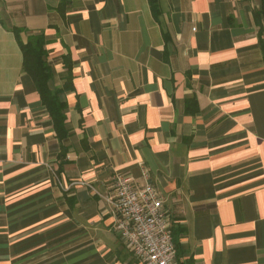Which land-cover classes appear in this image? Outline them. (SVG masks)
<instances>
[{"label":"crops","instance_id":"0c3cea01","mask_svg":"<svg viewBox=\"0 0 264 264\" xmlns=\"http://www.w3.org/2000/svg\"><path fill=\"white\" fill-rule=\"evenodd\" d=\"M143 169L178 264H264V0H0V264H141L105 196Z\"/></svg>","mask_w":264,"mask_h":264},{"label":"built area","instance_id":"2783aa9c","mask_svg":"<svg viewBox=\"0 0 264 264\" xmlns=\"http://www.w3.org/2000/svg\"><path fill=\"white\" fill-rule=\"evenodd\" d=\"M143 185L128 175L115 173L109 182L113 228L141 264H178L169 216L156 188L142 171ZM79 184H84L78 182Z\"/></svg>","mask_w":264,"mask_h":264},{"label":"trees","instance_id":"16d2710c","mask_svg":"<svg viewBox=\"0 0 264 264\" xmlns=\"http://www.w3.org/2000/svg\"><path fill=\"white\" fill-rule=\"evenodd\" d=\"M44 40L35 36L27 44H21L24 69L36 84L42 103L46 106L59 137L66 135L64 129L66 105L58 99L57 93L52 92L47 85L51 73L49 65L45 62Z\"/></svg>","mask_w":264,"mask_h":264}]
</instances>
